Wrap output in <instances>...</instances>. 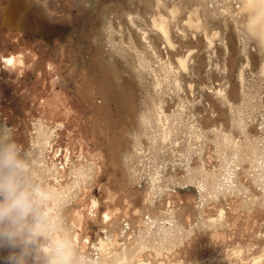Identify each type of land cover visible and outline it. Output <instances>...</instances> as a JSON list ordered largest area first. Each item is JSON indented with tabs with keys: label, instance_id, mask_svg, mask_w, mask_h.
<instances>
[{
	"label": "rangeland",
	"instance_id": "374dc122",
	"mask_svg": "<svg viewBox=\"0 0 264 264\" xmlns=\"http://www.w3.org/2000/svg\"><path fill=\"white\" fill-rule=\"evenodd\" d=\"M170 1V43L155 33L149 42H154L156 47L147 50L139 28H133L124 17L122 24L123 38L128 40L133 36L132 42L137 43L134 44L138 49L136 55L147 51L145 57H157L161 61L159 63H164L155 68L158 69L156 75L165 73L162 77L167 78V87L161 83L157 85L158 79L152 76L151 66L147 65L142 75L145 81L138 83L135 71L122 63L118 65L122 89L118 90L103 64L97 41L100 40L105 14L111 12L106 16L109 18L112 11L116 17L119 13L128 14L137 9L139 12L136 0H31L32 13L36 17L42 14L50 32L54 33L46 40L25 29H9L0 22V125L12 128L23 145L25 172L27 166L30 168L31 149L39 139L38 124L43 123L47 128L50 142H44L43 160L51 170L55 169L56 174L52 173L54 175L44 182L30 176L38 195L50 189L53 191L49 193L50 199L45 198V209L52 207L53 198L61 196L64 188L74 183L75 168L86 163L94 165L91 180L79 185L69 196L70 200L59 206L60 216L70 231V217L75 215L79 218L78 223L74 220V230L79 237V246L74 248L79 252L100 258L96 253L97 247L106 237V232H116V239H119V233L126 230L123 242L130 245L135 241L132 236L144 227L140 218L169 211L167 202L171 201V212L176 217L173 221L183 227L181 244L175 242L178 246L174 250L175 258L184 259L186 264H228V258L236 261L231 252L237 249L244 252L241 264H252L254 256H259L264 264V209L259 204L254 208L248 207L244 195L251 194L255 199L263 190L254 187L250 179L248 156L242 155L239 165L230 168L237 171L239 181L245 187L241 192L226 189L216 196L208 186L209 189L200 190L203 196H197L185 189L188 185L185 182L188 179L186 167L190 165V169L206 173L199 180H207L212 173L223 170L221 165L225 157H235L230 154L235 148L249 153L256 145L254 138L264 133L261 123L264 116L248 108L239 112L236 106L240 105V97L248 94L251 88L253 94H249L254 101H264V94L259 93L264 89L261 81L264 49L249 38L250 70L247 68L243 76L246 77L247 90L241 89L239 71L246 64V59L244 56L239 58L242 53L238 52L241 47L235 36V25L228 21L231 25L225 31L220 25L212 26L210 21H203L207 30L201 33L197 28L198 21L204 16V8L211 11L217 5L223 11L226 2ZM229 2L237 11L239 2ZM5 6L6 0H0V19ZM218 9L217 12L222 13ZM240 17L241 14L236 16L237 28L243 30ZM113 21L117 23L119 20L114 18ZM215 29H221L223 36H213L212 30ZM114 34L109 39L113 38L110 41L116 47L120 37ZM224 40L228 51L222 47ZM143 44L145 47H141ZM112 56L120 59L116 54ZM145 86L150 87L146 89ZM223 88L228 89V99L222 97ZM141 97L149 100L152 107L163 111L165 118L183 122L185 127L184 157L173 151L175 156L170 159L174 163L164 161L167 176L164 177L168 182L160 184L163 194L161 191L155 193V206L151 210L146 208V186H135L128 180L119 159L120 153L130 148L128 134L137 126V114L148 106ZM157 166L160 169L162 165ZM159 176L162 177V173ZM180 188L181 191L177 190ZM124 206L128 208L124 209ZM48 211L46 209V214L50 213L48 217L56 212ZM219 213L222 219H219ZM133 217L137 219H134V229L129 231L127 223ZM214 219H218V223H212ZM197 222L204 223L196 227ZM70 241L73 243L72 239ZM107 250L108 247L102 250L101 257L106 256ZM6 255L7 252H0V257ZM0 264H4L3 259H0Z\"/></svg>",
	"mask_w": 264,
	"mask_h": 264
},
{
	"label": "bare ground",
	"instance_id": "6f19581e",
	"mask_svg": "<svg viewBox=\"0 0 264 264\" xmlns=\"http://www.w3.org/2000/svg\"><path fill=\"white\" fill-rule=\"evenodd\" d=\"M203 1L204 0H201L202 4ZM223 1L226 2V5L225 6L223 5L224 7L222 8L223 11L218 9L219 6L217 5L213 6L212 7L213 9L211 11L206 8L203 9L204 16H202V19L198 21L197 28L198 31L201 33L202 32L204 33L205 30H207L206 26L203 24V21H210L209 24H212V26L220 25L221 28L225 31H228L227 27L228 25L229 26L231 25L228 23V21L235 25V30H236L235 36L238 38L237 43L241 47V50L238 52L242 53L239 56V58L244 56L243 58L246 59V64H244V66L241 67L239 71L240 73L239 85H241V89L247 90V88H245L247 86L245 85V79H244L246 77L243 76L246 73V69L249 68L248 62L250 61V54H248V52L251 53V46L248 45L249 38L251 37L252 39H254V41L259 45L258 47L260 49L262 50L264 49V0H236L239 2V7L237 11L232 9L233 6H231L230 5L231 2H229L231 0H223ZM30 3L31 0H6V6L4 7L0 19L1 25L6 26L7 28L12 30L25 29L30 31L33 35H35V37H39L46 40L50 37V35H53L54 33L50 32L48 24H46V22L41 17L42 14L41 16L37 15L38 17H36L32 13V9L30 8ZM136 3L139 8V12L137 9L135 11L133 10L134 12L128 14L119 13L118 17H116L114 16V12L112 11V16L109 18H106V16L108 17V14L110 16L111 12L107 13V15L104 13L105 19L103 18L104 20L102 21V25H101L102 27L99 37L100 40L97 41L98 43L96 42L99 45V49L103 55V62H104L103 64L106 66V70L109 74V77L112 80V84L118 90L122 89L121 88L122 84L120 83V79H121L119 72L120 69L118 68V65L122 63H124L123 65L132 68L135 71V77L138 83L145 81L143 80L142 75L145 72V68H148L146 66L147 65L151 66L152 71L154 73V75L152 76H156L155 77L156 80L157 79L159 80V81L157 80L158 82L157 85L161 83L164 86L166 85L167 87V78L162 77V74L165 73L160 72L161 73L160 76V73L158 72L159 75H156V71L158 69L156 70L155 68L156 66L157 67L163 66L164 63H159L161 61L157 57H145L147 51H144L143 48H142L143 49L142 52L143 51L144 52L143 53L141 52L142 53V54L140 53L141 55H136L138 49L135 47V45H137V43L135 44L133 43L134 41L132 42L134 38L132 39L133 36L130 34L128 36H132L131 39L125 40L123 38L124 28L122 27L124 25L122 26V24L124 23L123 20L125 18V21L129 22L133 26V28H139V30L141 31L140 34L142 33L141 35L143 36L141 37L140 35V37L143 38L142 41H145V43L147 44L146 46L149 47V48L147 47V50L149 49L151 51L153 50V47H156L154 42H149V39L150 40L153 39L151 38V36L155 33L161 35L160 38L162 39L164 38L163 40H166L168 43H170L168 13L170 15L172 14V10L169 9V6H171V1L170 0H136ZM217 9L220 10V12L222 13L217 12ZM107 11L109 12V10ZM34 13H36V11ZM240 14L242 16L240 17V19L241 21H243V28H244L243 30L237 28L238 25H237L236 16ZM114 18L119 21L115 23L113 21ZM147 24H149V27H147ZM133 30L136 31L135 29ZM212 31H213L212 32L213 36L219 37L222 34L221 29L218 30L215 29ZM114 33H117L120 37L118 42L119 44L117 43L118 46L116 47L113 46L112 41H110L113 38L109 39V36L111 37V35ZM224 43L225 40L223 42L222 47H224V49L228 51V49H226L227 46H225ZM144 44L141 47H145ZM112 54H116V56H119L120 59L115 56L113 57ZM151 67L149 69H151ZM261 71H262L261 78L263 79V80L261 79V81L262 83H264V69L262 67H261ZM160 80L163 81L160 82ZM154 85L155 84H153V86ZM149 87L150 86H147L146 89H149ZM252 89L253 88L248 89L250 90L249 92H247L248 94L242 95L240 97L241 102L240 105L239 104L236 105L237 110L239 111L242 108L244 109L248 108V110L250 109L252 110V112L254 111L258 112L260 113V116H264V101L263 100H260L259 102L254 101L253 96L251 97V95L249 94ZM227 90L228 89L226 88L222 89L221 92H223V96L220 92L221 96L225 99H228V97L226 96ZM259 93L264 94V89H260ZM145 95H141V96H145ZM148 95L150 96L149 100H151V95L150 94ZM141 100L144 103H148V106L144 112L137 114L136 116L137 126L136 128L132 129L128 134V139H129L128 141L131 144L129 146L130 148L129 149L127 148L128 150L126 152L125 151L121 152L119 155V159L121 160L120 164L124 167L126 171L125 173H127L126 175L128 180L134 183L135 186L136 185L139 187L146 186V190H147L146 192L148 194V197L146 196V201L148 202L146 208L151 210L154 209L155 206L156 197L154 198L153 196L157 191H161L162 187L160 184L168 182V179L166 178L167 176L165 175L166 172H164V168L166 167L165 165H163L164 161L166 160L167 162L171 161L172 159L171 156L172 157L175 156L173 154L175 152L181 153L180 154L181 157H184L183 152H184L185 127L183 122H179L172 118H165L166 115L164 114V112L158 110L156 107H152L150 105L149 100H145L144 97H141ZM257 105L258 107H255ZM263 121H264V117L262 118V122H261L264 128ZM38 128L41 134L39 133L38 135L39 139L37 140V142L35 141L36 145L31 149L32 153L30 154L31 159L29 163L30 168L29 166L26 167V173H29L31 177L34 176L37 177L38 179L41 178L43 181V180H47L48 177L50 176L52 177L54 174H56L54 173L56 171L55 169L51 170L48 166H46V162L43 160V153L45 150L44 142L45 141H48V143L50 142L49 141L50 135L47 132L48 130L46 127H44L43 123H39ZM40 139L44 141L40 142ZM254 139L256 140L255 141L256 145L251 147L249 153H247L246 151L240 152L239 148L238 149L235 148L232 151V153H230L233 154L235 157L234 158L225 157V162L221 165L223 170H218L212 173V175H210L209 179L207 180H202V181L199 180L206 173L200 172L197 169L192 170L190 169L191 167L190 165L186 167L185 173H187L188 179L185 182L188 183V185L186 186L185 189L195 193L197 196H203V192H201L200 190L203 188L209 189L207 188L208 186L211 187L210 188L212 190L211 193H214L216 196L223 194V192H225L226 189H229L230 192L231 191L241 192L242 190H244L245 187L240 183L237 171L231 169L233 166L239 165V162L242 160L241 157L242 155L248 156V159L246 161L250 168L249 170V172L251 173L250 179L253 181L254 187L258 186V188L263 191L262 192L259 191L260 194L258 196H255V199L254 198L252 199L253 195L247 193L244 194L243 192V194L246 196L245 201L246 203H248L249 205L248 207L250 208H254L257 204H259V206L264 209V133L260 134ZM181 161L182 160L179 159L180 163ZM171 162L174 163V160ZM229 163H232L233 165ZM159 164L162 165L160 169L157 166ZM152 167H154V169ZM94 168H95L94 165H92L91 163L90 164L86 163L82 165L80 168H75V170L73 171L74 178L72 180L74 181V183H72V185L69 187L67 186L68 188L65 187L64 188L65 191L62 193V195L60 194L61 196L58 195L56 198H53L52 207H48V206L46 207V209L49 210L48 213L50 211L52 212V210L53 211L55 210L56 212L54 215L51 214V216L49 217L51 228L49 231V235L46 238L47 242L42 243L41 248L43 249V251L48 252L51 250H58L64 244H70L71 247L79 246V237L76 235L74 230L75 228L74 220H76V223H78L79 218L76 217L75 215H72L70 217L71 231H73V235H72V232L70 231L69 227L65 224L66 221L63 220L62 215L60 216V213L62 212L60 207L63 206L62 204L64 202H67L68 199L70 200L69 196L75 190L78 189L79 185L85 183L88 179L91 180L92 175L94 173ZM52 173L54 174L51 175ZM160 173H162V177L159 176ZM164 175L166 177H164ZM220 176H222V178H219ZM193 180H199V181L197 183L195 182L196 183L195 185ZM190 183H193V185H189ZM231 183H233L234 185L231 186L230 185ZM157 188H159V190H157ZM177 190L181 191V188ZM50 192L53 191H51V189L47 190L45 193H42V195L44 196V198L50 199L49 196ZM167 203H168L167 210L169 211L167 212L160 211L159 215L154 213L153 216H148L147 214L146 219L140 218V222L144 227L139 232H137V235L132 236V238L135 239L133 243L128 245L125 242H123L125 240L124 233L126 230L124 232L119 233L120 236L119 239H116V235H117L116 232L113 233L106 232V237L97 247L98 251L96 253L99 254L100 258L95 259L91 255H87V253L84 254L83 252H79L80 264H186L184 259L174 257V250L178 248L175 242L181 244V240L183 237V235L181 237V234H183L182 232L183 227L182 225L178 224L176 221H173V219H175L176 217L171 212L172 209L170 205L172 202L168 201ZM126 208L128 207L124 206V209ZM48 215H50V213ZM138 216L140 217V215ZM220 216L221 214L219 213V219H222ZM134 219L136 220L137 218L133 217V219H131L127 223L129 231L132 228L134 229ZM63 221H65V223ZM218 221H219L218 219L217 220L214 219L212 223H216V222L218 223ZM203 223L204 222H197L196 227L198 224L202 226ZM70 239L73 240V243H71ZM118 242H121L120 245H118ZM56 244L60 246L56 247L55 246ZM105 247H108L107 252H105L107 254L106 256L101 257L103 253L102 250H104ZM243 254L244 252L241 250H237V249L232 250L231 257H233L236 261L233 262L232 259L228 258L227 260L228 264H241L240 259L243 258L242 257ZM258 258L260 257L254 256L252 258L253 261L252 264H263Z\"/></svg>",
	"mask_w": 264,
	"mask_h": 264
},
{
	"label": "clouds",
	"instance_id": "9594fccd",
	"mask_svg": "<svg viewBox=\"0 0 264 264\" xmlns=\"http://www.w3.org/2000/svg\"><path fill=\"white\" fill-rule=\"evenodd\" d=\"M26 154L12 128L0 125V257L4 264H80L79 250L64 244L43 251L51 228L45 198L24 171Z\"/></svg>",
	"mask_w": 264,
	"mask_h": 264
}]
</instances>
